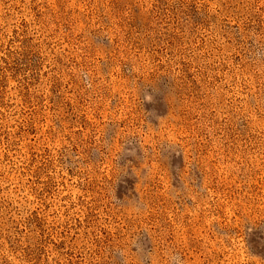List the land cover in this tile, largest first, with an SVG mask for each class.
Here are the masks:
<instances>
[{
  "label": "rangeland",
  "instance_id": "374dc122",
  "mask_svg": "<svg viewBox=\"0 0 264 264\" xmlns=\"http://www.w3.org/2000/svg\"><path fill=\"white\" fill-rule=\"evenodd\" d=\"M264 264V0H0V264Z\"/></svg>",
  "mask_w": 264,
  "mask_h": 264
},
{
  "label": "clouds",
  "instance_id": "9594fccd",
  "mask_svg": "<svg viewBox=\"0 0 264 264\" xmlns=\"http://www.w3.org/2000/svg\"><path fill=\"white\" fill-rule=\"evenodd\" d=\"M177 260L178 258L175 256V254H173V256L170 258L169 264H177ZM180 264H182V262H180Z\"/></svg>",
  "mask_w": 264,
  "mask_h": 264
}]
</instances>
